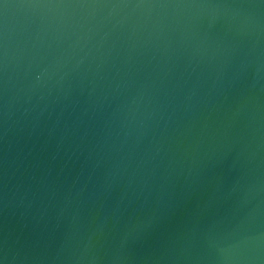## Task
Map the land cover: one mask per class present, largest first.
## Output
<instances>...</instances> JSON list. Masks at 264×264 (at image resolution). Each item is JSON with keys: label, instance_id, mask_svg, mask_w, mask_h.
Returning <instances> with one entry per match:
<instances>
[{"label": "water", "instance_id": "obj_1", "mask_svg": "<svg viewBox=\"0 0 264 264\" xmlns=\"http://www.w3.org/2000/svg\"><path fill=\"white\" fill-rule=\"evenodd\" d=\"M0 264H264V0H0Z\"/></svg>", "mask_w": 264, "mask_h": 264}]
</instances>
